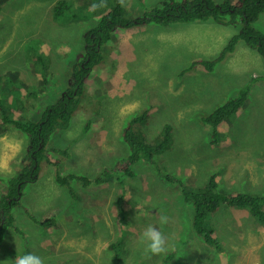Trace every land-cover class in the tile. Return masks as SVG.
<instances>
[{"label": "rangeland", "instance_id": "374dc122", "mask_svg": "<svg viewBox=\"0 0 264 264\" xmlns=\"http://www.w3.org/2000/svg\"><path fill=\"white\" fill-rule=\"evenodd\" d=\"M57 1L0 2V73L17 70L23 86L34 91L33 97L24 99L29 98L28 107L35 115L71 86L72 67L85 49L83 34L96 24L99 11L95 10L104 5L100 0H71L69 11L88 19L73 18L78 22L66 24L53 19ZM160 1L124 0L123 6L133 18ZM255 26L264 31V13ZM240 27L209 20L117 28L103 48L105 73L94 68L85 79L87 99L71 126L58 130L48 144L57 150L67 148L68 156H62L60 167L44 163L37 180L24 187L20 203L12 208L13 224L20 232L13 225L5 230L0 263L15 264L16 257L33 253L44 264H264V223L247 209L221 207L207 219L221 244L216 249L194 230V210L184 201L180 184L164 181L147 161L133 167L134 176L122 175L123 186L117 179L103 184L94 179L88 185L74 182L75 200L55 180L58 170L92 179L126 157L122 131L132 116L152 105L143 129L146 138L154 140L166 123L173 127L171 150L156 160L163 174L185 179L191 189L217 172L219 191L264 193V58L239 40L235 51L211 73L197 65L180 75L195 60L216 58ZM35 52L48 58L46 82L29 59ZM246 84H251L249 98L233 120L219 125V144L212 146L210 127L201 115L236 96ZM26 144L18 130L4 129L0 134L4 181L30 163L27 148L18 149ZM7 186L0 181V196ZM119 196L123 199L117 203ZM28 212L53 223L43 226ZM162 215L168 217L166 224L160 223ZM149 225L168 237L167 252L155 255L147 250L142 233ZM123 232L121 262L114 263L109 244Z\"/></svg>", "mask_w": 264, "mask_h": 264}, {"label": "trees", "instance_id": "16d2710c", "mask_svg": "<svg viewBox=\"0 0 264 264\" xmlns=\"http://www.w3.org/2000/svg\"><path fill=\"white\" fill-rule=\"evenodd\" d=\"M98 2H103L104 5L101 6L100 3L99 9L95 10V12L99 11L96 24L83 34L85 49L80 59L72 67L71 86L64 93L62 92L54 103L49 104L41 114L35 115V112H30L28 107L30 104L27 102L29 98H25V100L24 97H33L34 91L30 89L31 87L27 89L23 86L17 70H10V74L8 71L0 73V134L4 129H15L23 133L27 144L21 145L18 149L26 147L27 156L30 159V163L23 165L16 175L5 181L0 178V181L8 185L6 192L0 196V245L7 228L13 225V228L20 232L18 227L13 224L15 220L12 208L20 203L18 201L23 195L24 187L37 180L44 163L60 167L63 161L62 156H68L67 148L57 150L48 148V144L58 130H66L71 126L77 110L82 107L85 98V79L95 72L94 68H99V71L105 73L108 63L104 57L106 53H103V48L117 28L119 30L130 29L148 24L171 27L181 23L207 22L209 20L226 26L240 24V30L230 38L215 59L195 60L188 67L182 69L180 75L191 71L197 65L207 70H214L229 53L235 50L239 40L256 48L264 58V31L255 26L256 21L264 13V0H161L142 15L133 18L129 17L130 14L121 4V0H100ZM73 4L71 0H58L52 11L54 21L69 24L78 22V19L73 18L88 19L79 12H70L69 8ZM29 59L36 64V71L38 74L40 73L42 81L46 82L49 70V66L46 64L48 58L35 52ZM250 89L251 84H246L239 89L236 96H230L211 112L201 115L203 124L210 127L209 133L212 138H209V141L212 146L219 144V125L236 117L249 98ZM152 108V105L145 106L127 121L122 131V140L128 148L126 157L110 167L103 168L92 179L83 174L58 170L55 175L56 182L67 187L72 194L71 197L75 200L78 195H75L73 191L72 184L74 182H83L84 185H88L94 179L96 184H103L111 179H117L119 185L123 186L122 175L134 176L133 167L144 160L154 166L156 173L164 181L180 184L184 201L191 204L194 210L192 221L194 230L205 242L215 246L216 249H220L221 244L213 227L207 224V219L221 207L247 209L258 222L264 223V193L227 194L219 191L217 180L219 174L217 172H212L208 176L207 182L202 186L191 189L187 188L185 179L173 178L162 173L164 168L158 165L156 160L171 150L174 142L173 127L166 123L154 140L147 139L143 129L149 124ZM93 111L95 112V109ZM17 114H21V116L17 118ZM31 115H35V118ZM87 127L88 124L84 130ZM122 197L119 196L117 203L121 202ZM119 212L123 218L122 208L119 209ZM28 215L39 224L49 226L52 223L50 219L39 221L29 212ZM123 235H120L116 242L109 244V249L113 251L114 263L121 262L125 239V235L124 237Z\"/></svg>", "mask_w": 264, "mask_h": 264}, {"label": "clouds", "instance_id": "9594fccd", "mask_svg": "<svg viewBox=\"0 0 264 264\" xmlns=\"http://www.w3.org/2000/svg\"><path fill=\"white\" fill-rule=\"evenodd\" d=\"M124 3V0H121V4ZM93 7H96L95 5ZM240 25V24H239ZM241 28V27H240ZM240 30V29H239ZM238 30V31H239ZM236 34V33H235ZM234 35V34H233ZM232 35V36H233ZM231 36V37H232ZM230 37V38H231ZM230 40V39H229ZM228 40V41H229ZM228 43V42H227ZM238 43V42H237ZM248 45V44H247ZM237 46V44H236ZM236 46H235V49H236ZM249 46V45H248ZM225 47V46H224ZM250 47V46H249ZM222 51V50H221ZM235 51V50H234ZM233 51V52H234ZM232 53V52H231ZM229 53V54H231ZM228 54V55H229ZM227 55V56H228ZM226 56V57H227ZM225 57V58H226ZM215 59V58H213ZM213 59H204V60H213ZM224 60V59H223ZM222 60V61H223ZM221 61V62H222ZM220 62V63H221ZM203 69L207 72H212L213 70H207L206 68L203 67ZM64 93V92H63ZM2 166V165H0ZM16 175V174H15ZM14 176V175H13ZM34 183V182H32ZM73 186V184H72ZM23 196V195H22ZM22 196H20L19 198V201L21 200ZM1 213V212H0ZM168 222V217L167 216H161L160 217V223L161 224H166ZM53 223V221H52ZM42 225V224H41ZM45 226V225H43ZM51 226V225H49ZM48 226V227H49ZM142 240L143 242L146 243V246H147V250L150 251L151 253L155 254V255H159L161 253H165L168 251V248H169V243H168V237L165 235V233L163 231H161L159 228H157L156 226L154 225H149L142 233ZM15 264H44V260L36 255V254H33V253H25L24 255L22 256H18L16 257L15 259Z\"/></svg>", "mask_w": 264, "mask_h": 264}, {"label": "bare ground", "instance_id": "6f19581e", "mask_svg": "<svg viewBox=\"0 0 264 264\" xmlns=\"http://www.w3.org/2000/svg\"><path fill=\"white\" fill-rule=\"evenodd\" d=\"M5 255H7V253H5ZM9 257H10V256H9ZM5 258H6V257H5ZM10 258H11V257H10ZM10 258H8V259H10ZM6 259H7V258H6ZM6 259H5V260H6ZM10 260H11V259H10ZM11 261H12V260H11ZM11 261H10V262H11ZM5 263H6V262H5ZM12 263H13V262H12ZM0 264H1V263H0ZM13 264H14V263H13Z\"/></svg>", "mask_w": 264, "mask_h": 264}]
</instances>
